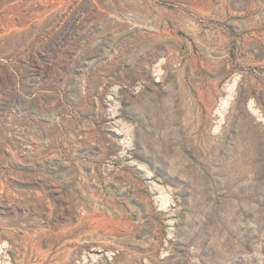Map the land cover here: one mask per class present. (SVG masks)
<instances>
[{"label": "rangeland", "instance_id": "1", "mask_svg": "<svg viewBox=\"0 0 264 264\" xmlns=\"http://www.w3.org/2000/svg\"><path fill=\"white\" fill-rule=\"evenodd\" d=\"M0 264H264V0H0Z\"/></svg>", "mask_w": 264, "mask_h": 264}]
</instances>
